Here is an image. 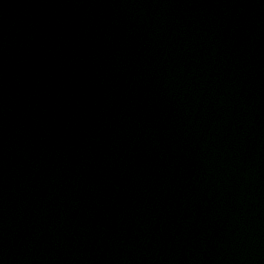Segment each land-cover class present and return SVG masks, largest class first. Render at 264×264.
<instances>
[{
	"label": "water",
	"instance_id": "95a60500",
	"mask_svg": "<svg viewBox=\"0 0 264 264\" xmlns=\"http://www.w3.org/2000/svg\"><path fill=\"white\" fill-rule=\"evenodd\" d=\"M0 264H264V0H0Z\"/></svg>",
	"mask_w": 264,
	"mask_h": 264
}]
</instances>
